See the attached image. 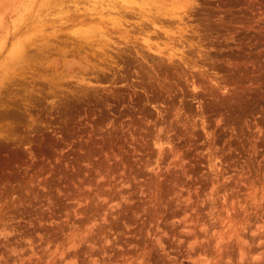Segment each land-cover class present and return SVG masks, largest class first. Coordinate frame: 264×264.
<instances>
[{
	"label": "rangeland",
	"instance_id": "1",
	"mask_svg": "<svg viewBox=\"0 0 264 264\" xmlns=\"http://www.w3.org/2000/svg\"><path fill=\"white\" fill-rule=\"evenodd\" d=\"M127 1L0 0V264H264V0Z\"/></svg>",
	"mask_w": 264,
	"mask_h": 264
},
{
	"label": "bare ground",
	"instance_id": "2",
	"mask_svg": "<svg viewBox=\"0 0 264 264\" xmlns=\"http://www.w3.org/2000/svg\"><path fill=\"white\" fill-rule=\"evenodd\" d=\"M123 2H124V1H123ZM124 3H125V2H124ZM127 3H130V1H127V0H126V4H127Z\"/></svg>",
	"mask_w": 264,
	"mask_h": 264
}]
</instances>
